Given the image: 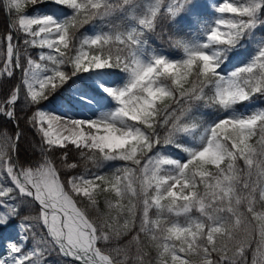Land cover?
Returning a JSON list of instances; mask_svg holds the SVG:
<instances>
[{
  "label": "snow or ice",
  "instance_id": "1",
  "mask_svg": "<svg viewBox=\"0 0 264 264\" xmlns=\"http://www.w3.org/2000/svg\"><path fill=\"white\" fill-rule=\"evenodd\" d=\"M0 9V264H264V0Z\"/></svg>",
  "mask_w": 264,
  "mask_h": 264
},
{
  "label": "trees",
  "instance_id": "2",
  "mask_svg": "<svg viewBox=\"0 0 264 264\" xmlns=\"http://www.w3.org/2000/svg\"><path fill=\"white\" fill-rule=\"evenodd\" d=\"M29 11H31V9L29 8ZM6 16L4 13V10L0 9V33H3V31L6 28ZM259 32V30H258ZM19 76V73H17V77ZM17 81L14 80H9L7 82H5L3 85H0V88H2L3 91H7V89L9 87H11V85H13L14 83H16ZM20 126L21 129L24 132V140L21 142L20 145V149H21V157L22 158H26L28 156V152L26 151V149L29 146V142L33 140V136L32 133L29 131V129L25 126L24 122H23V113H20ZM2 119V118H0ZM11 128V124L8 125Z\"/></svg>",
  "mask_w": 264,
  "mask_h": 264
},
{
  "label": "rangeland",
  "instance_id": "3",
  "mask_svg": "<svg viewBox=\"0 0 264 264\" xmlns=\"http://www.w3.org/2000/svg\"><path fill=\"white\" fill-rule=\"evenodd\" d=\"M33 54L35 55V51L33 52ZM12 231L13 229L9 228L5 234L11 233Z\"/></svg>",
  "mask_w": 264,
  "mask_h": 264
}]
</instances>
